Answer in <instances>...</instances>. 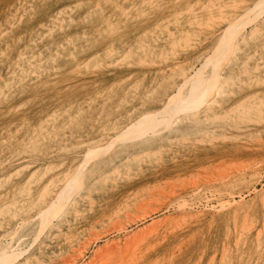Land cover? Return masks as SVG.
Wrapping results in <instances>:
<instances>
[{
    "label": "rangeland",
    "instance_id": "374dc122",
    "mask_svg": "<svg viewBox=\"0 0 264 264\" xmlns=\"http://www.w3.org/2000/svg\"><path fill=\"white\" fill-rule=\"evenodd\" d=\"M7 263L264 264V0H0Z\"/></svg>",
    "mask_w": 264,
    "mask_h": 264
},
{
    "label": "bare ground",
    "instance_id": "6f19581e",
    "mask_svg": "<svg viewBox=\"0 0 264 264\" xmlns=\"http://www.w3.org/2000/svg\"><path fill=\"white\" fill-rule=\"evenodd\" d=\"M256 4V3H255ZM259 4H261V3H259ZM258 4V5H259ZM263 4V3H262ZM248 12V11H247ZM248 14V13H247ZM246 14V15H247ZM246 15H244L245 17H248V15L246 16ZM250 16V15H249ZM243 17V16H242ZM238 19V18H237ZM240 20H241V18H239ZM246 19V18H245ZM257 19V18H256ZM240 20L238 21V22H240ZM243 20V19H242ZM235 21V20H234ZM233 21V22H234ZM236 21V22H237ZM247 21V19L245 20V22L243 23V26H244V24L246 23V25H245V27L247 26V24L249 23V21L248 22H246ZM254 21V20H253ZM232 22V23H233ZM242 23V22H241ZM237 24V23H236ZM240 24V23H239ZM241 25V24H240ZM230 26V25H229ZM241 27H242V25L239 27L240 29H241ZM245 27H244V29H245ZM227 28V27H226ZM229 28V27H228ZM243 28V27H242ZM229 29H231V27L229 28ZM238 29V28H237ZM243 29V30H244ZM232 31L234 30V28H232L231 29ZM231 30H228V32L229 31H231ZM236 30V29H235ZM242 30V29H241ZM241 30H240V32H238V33H241ZM242 30V31H243ZM226 31H227V29H226ZM238 31H239V29H238ZM250 31V30H249ZM253 32V31H252ZM232 33H234V32H232ZM237 33V32H236ZM223 34H225V31H224V33ZM233 35H235V34H232L231 36H232V38L230 39V40H228V41H226V42H229V41H232V39H233ZM239 35V34H238ZM237 35V36H238ZM252 35V34H251ZM244 36V35H243ZM242 36V37H243ZM236 39V38H235ZM234 39V40H235ZM223 40H225V39H223ZM225 42V44H228L227 45V47L226 46H223L224 48L226 47L227 49H230V47H232L231 45H233V44H229V43H226ZM234 43V42H233ZM222 44H220V49L221 48H223L222 46H221ZM229 45H230V47H229ZM229 47V48H228ZM223 48V49H224ZM225 48V50L227 51V49ZM218 50H219V48H217ZM216 49V50H217ZM222 50V49H221ZM230 52H231V50H230ZM215 53V52H214ZM219 55V54H218ZM215 57V56H214ZM210 58V57H209ZM208 58V59H209ZM216 58V57H215ZM218 58V57H217ZM229 58V57H228ZM214 61V60H213ZM206 64V63H205ZM203 67V66H202ZM205 67V66H204ZM201 69H203V68H200L199 70H201ZM205 69V68H204ZM213 69V68H212ZM212 69L209 71V72H211L212 71ZM214 70V69H213ZM203 71V70H202ZM198 72V71H197ZM214 72V71H213ZM202 73V72H201ZM202 74H205V73H202ZM202 74H198V75H196V76H194L193 78H192V81H190V83H191V86H190V88L188 87V89H190V95H189V97H188V99L186 100V102H183V103H181L180 104V106H179V108H177V109H175L174 111H183V110H187V108L190 106H188V100L189 101H193V103L194 102H196L197 100L198 101H200V99H201V97H202V99H204L203 97H206L207 95H208V99L209 98H211L210 96H212L211 95V93L213 94V91L212 90H214V85H213V89L210 87V85L214 82L213 80H215L214 78L215 77H217V76H215V77H213V80H211V81H213L212 83H210L209 84V82L207 81V79H209V78H206L204 75H202ZM208 74V73H207ZM207 74H205V75H207ZM209 75H212V74H209ZM214 76V75H213ZM209 77V76H208ZM210 78H212V77H210ZM217 79V78H216ZM210 80V79H209ZM188 82V81H187ZM190 83H189V85H190ZM209 87L211 88L210 90H209ZM211 92V93H210ZM187 93H188V91H187ZM209 94H210V96H209ZM207 99V100H208ZM205 100V99H204ZM201 102H202V100H201ZM201 102H200V104H201ZM205 102V101H204ZM203 103V102H202ZM191 104H192V102H191ZM199 104V103H198ZM199 104V105H200ZM194 105H196V104H194ZM197 106V105H196ZM191 107H193V105L191 106ZM188 109H190V107L188 108ZM191 110H192V108H191ZM162 112H164V110L162 111ZM166 112V111H165ZM165 112L163 113V115L165 114ZM185 111H183L182 113H184ZM188 112V111H187ZM186 112V113H187ZM160 114H161V112H159ZM177 113V112H176ZM160 114H157L156 113V115H160ZM171 114V113H170ZM153 115V114H152ZM169 115V114H168ZM177 115L178 114H172V115H169V117L167 118V117H164V118H158V117H155L154 115V117L153 118H149V120H145L146 122H144V120H143V122L144 123H142V125L140 124V125H138L139 127H135V132H134V134H133V136L131 135L130 137V139H138V138H141L142 136L144 137V136H146L147 134H149V133H156V132H158V129L160 128V126L162 127V126H166L167 128H168V126H170V123L172 122L171 120H174L176 117H177ZM149 116V115H148ZM162 116V115H161ZM165 116V115H164ZM144 117V116H143ZM145 117H147L146 115H145ZM144 117V118H145ZM148 118V117H147ZM137 123H138V121H136ZM156 122H160L162 125H158V123H156ZM140 123V122H139ZM135 124V123H134ZM152 124V125H151ZM129 129V128H128ZM160 129H162V128H160ZM133 132V131H132ZM124 134V133H123ZM126 134V133H125ZM130 134H131V131H130ZM151 135V134H150ZM122 136V135H121ZM120 136V139H122V138H124V137H121ZM120 139H119V141H120ZM124 140H126V141H128L127 139H124ZM123 140V141H124ZM116 143V142H115ZM91 154V153H90ZM89 154V155H90ZM91 157V156H90ZM88 161V160H87ZM77 173H79V172H77ZM80 175V174H79ZM76 176V175H75ZM77 176H78V174H77ZM76 176V177H77ZM72 178H73V176H72ZM71 178V179H72ZM70 180V179H69ZM69 180H68V182H69ZM75 180H76V178H75ZM75 180H73V182H71V180H70V183H72V184H68L67 185V187L64 189V188H62V189H64L63 190V193H59L60 195L62 194V195H64L65 193H67V194H69L70 195V190L72 189V186H73V184H74V181ZM78 180H81V179H77L76 181H78ZM81 182V181H80ZM80 182L78 183V184H80ZM67 183V182H66ZM75 185V184H74ZM81 185V184H80ZM76 187H78V185L76 186ZM77 189V188H76ZM72 192V191H71ZM73 194V193H72ZM175 194V193H174ZM214 194V193H213ZM210 196V195H209ZM61 197V196H60ZM63 197V196H62ZM70 197V196H69ZM57 199L56 200H58V197H56ZM60 199V198H59ZM65 199H66V197H65ZM69 199V198H68ZM53 201V200H52ZM54 202H56L55 200H54ZM67 202H68V200H67ZM57 203V202H56ZM66 203V202H65ZM53 204V203H52ZM64 205V204H63ZM62 206V204H60V207ZM57 207V206H56ZM56 207H55V205H54V208L56 209ZM184 208V207H183ZM48 209H51V208H48ZM52 210V209H51ZM57 210V209H56ZM60 210H61V208H60ZM47 211V210H46ZM46 211H44L45 212V214L43 213L42 215H46ZM50 210H48V212H49ZM55 211V210H54ZM47 212V213H48ZM51 213H53V210L51 211ZM51 213H50V215L49 216H51ZM55 214V212L52 214V216ZM47 216H48V214H47ZM51 216V217H52ZM46 217V216H45ZM53 218H54V216H53ZM45 219V218H44ZM48 219H49V217H48ZM47 219V220H48ZM52 219V218H51ZM230 232V231H229ZM228 239V238H227ZM5 263V262H4ZM8 264V263H7Z\"/></svg>",
    "mask_w": 264,
    "mask_h": 264
}]
</instances>
